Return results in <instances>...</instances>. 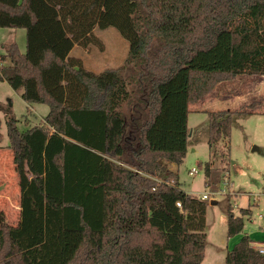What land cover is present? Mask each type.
<instances>
[{"label":"trees","instance_id":"obj_1","mask_svg":"<svg viewBox=\"0 0 264 264\" xmlns=\"http://www.w3.org/2000/svg\"><path fill=\"white\" fill-rule=\"evenodd\" d=\"M0 28L25 30L27 45L5 46L0 83L50 108L25 132L7 121L20 221H0V264H202L208 202L166 163L189 151L191 105L264 77V0H0ZM109 28L129 56L95 74L71 53ZM206 114L213 159L221 142L229 158L234 119L264 116V103ZM213 159L204 172L216 190ZM226 213L228 238L242 234L251 209ZM252 243L244 235L225 264H264Z\"/></svg>","mask_w":264,"mask_h":264},{"label":"rangeland","instance_id":"obj_2","mask_svg":"<svg viewBox=\"0 0 264 264\" xmlns=\"http://www.w3.org/2000/svg\"><path fill=\"white\" fill-rule=\"evenodd\" d=\"M94 36L98 42H92L87 47L76 45L71 54L72 57L81 59L87 70L101 74L126 63L129 43L116 29H97ZM13 42L17 43L21 52H26V31L0 28L2 66L10 64L9 61L4 62L3 57L6 58L7 54L5 46ZM255 101L264 103V77L241 76L234 82L219 84L204 101L190 106L188 125L191 137L183 164L177 166L166 163L168 170L178 173L185 192L192 191V195L199 198L205 194L210 197L207 201L206 227L209 249L204 264H213L216 248L224 251L228 245L229 250H232L244 235L264 247V116L236 117L228 145L229 158L226 155L227 142H221L217 146L218 155L213 159L208 144L206 114L211 111L234 110ZM49 111L48 105L26 103L21 98V92L14 91L6 82L0 83V120L3 135L0 144V221L4 218L11 226H17L20 220V189L12 153L8 149L10 142L7 121L10 117L17 119L20 131L25 132L43 126ZM210 159L214 161L215 176L222 178L216 190L206 186L204 165ZM193 170H197V173L191 176ZM212 201L217 204L212 205ZM229 203L235 214H239L241 209L252 211V215L245 219L244 232L233 238L227 237L226 206ZM222 251L217 256L219 263L223 261L222 264H225V258L221 260Z\"/></svg>","mask_w":264,"mask_h":264},{"label":"crops","instance_id":"obj_3","mask_svg":"<svg viewBox=\"0 0 264 264\" xmlns=\"http://www.w3.org/2000/svg\"><path fill=\"white\" fill-rule=\"evenodd\" d=\"M13 43H15V42H13ZM26 48H27V45H26ZM74 50H75V48H74ZM21 51V50H20ZM73 52V51H72ZM21 53H23V52H21ZM26 52H24L23 54H25ZM72 54V53H71ZM251 117V116H250ZM172 170V169H171ZM188 194H190V195H192V194H194L192 191L191 192H189V191H186ZM19 193H20V190H19ZM215 203V204H217L215 201H212V203ZM20 221V220H19ZM228 237V236H227ZM207 241H208V238H207ZM252 246L254 247V248H258L259 246H262L261 244H259V243H256V242H254L253 241V243H252ZM208 249H209V244H208V246H207V249H206V255H207V252H208ZM218 249V250H217ZM221 252L222 251V249H220V248H216V252H215V256H214V258H213V264L214 263H218V264H222V262L223 261H221V260H224V258H225V262H226V256H227V253H228V251H229V246L227 245L226 246V248L224 249V251H222V253H221V262L219 263V258H218V256L217 255H219L218 254V252ZM207 259V257H205V260ZM205 260H204V262L202 263V264H204L205 263Z\"/></svg>","mask_w":264,"mask_h":264},{"label":"built area","instance_id":"obj_4","mask_svg":"<svg viewBox=\"0 0 264 264\" xmlns=\"http://www.w3.org/2000/svg\"><path fill=\"white\" fill-rule=\"evenodd\" d=\"M1 62H0V68H1ZM197 173V170H193L191 173H190V175L191 176H193L194 174H196ZM219 194V193H218ZM202 200H204V201H209L210 200V197L208 196V195H203L202 196ZM178 206L180 207L181 205L180 204H178ZM259 252H260V254H262V255H264V247L263 246H259L258 248H256Z\"/></svg>","mask_w":264,"mask_h":264},{"label":"water","instance_id":"obj_5","mask_svg":"<svg viewBox=\"0 0 264 264\" xmlns=\"http://www.w3.org/2000/svg\"><path fill=\"white\" fill-rule=\"evenodd\" d=\"M189 137H191V134H189ZM212 205H215V203L213 202Z\"/></svg>","mask_w":264,"mask_h":264}]
</instances>
